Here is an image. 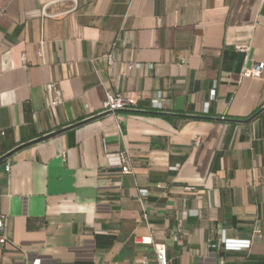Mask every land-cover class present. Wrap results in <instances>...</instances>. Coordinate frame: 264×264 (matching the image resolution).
I'll use <instances>...</instances> for the list:
<instances>
[{
  "label": "crops",
  "instance_id": "1",
  "mask_svg": "<svg viewBox=\"0 0 264 264\" xmlns=\"http://www.w3.org/2000/svg\"><path fill=\"white\" fill-rule=\"evenodd\" d=\"M49 1L0 0V264H264V0Z\"/></svg>",
  "mask_w": 264,
  "mask_h": 264
},
{
  "label": "built area",
  "instance_id": "2",
  "mask_svg": "<svg viewBox=\"0 0 264 264\" xmlns=\"http://www.w3.org/2000/svg\"><path fill=\"white\" fill-rule=\"evenodd\" d=\"M93 1V0H88ZM65 2H70L71 7L62 11L58 14H50L47 11L49 6H58L62 5ZM81 6V0H50L47 4H45L42 8V13L44 17H52L57 18L60 16H64L66 14H70L72 12L77 11ZM118 42H115V46H118ZM238 49L241 51L247 52L249 50L248 46H238ZM107 59L110 64L114 63L113 54H108ZM129 70L138 69L141 67V64L137 63H129L127 64ZM264 69V63H259L255 65L251 69H246L244 71V76L249 77H259ZM50 90L55 94V100L52 101V106H57L63 103V98L60 89L58 88V83L54 82L50 85ZM165 97L162 92H157L155 97L152 99V106L155 109H162L164 107ZM138 99L132 95H126L121 93L120 91L106 92V98L104 101V112L110 113L112 115H117L119 112L124 110H129L137 106ZM117 164L121 167L122 174H130L132 173V169L129 162V157L126 151L119 152L117 155ZM10 164L6 165V169L10 170ZM186 214V212H184ZM9 238L6 234V216H0V243L5 244L9 242ZM221 244L225 245L226 248H232L227 242L225 237L221 238ZM216 247V245H213ZM39 260L35 259L34 264H37ZM155 262L156 264H169L168 256H167V248L163 244H158L155 246ZM143 264H148L147 262H143Z\"/></svg>",
  "mask_w": 264,
  "mask_h": 264
},
{
  "label": "water",
  "instance_id": "3",
  "mask_svg": "<svg viewBox=\"0 0 264 264\" xmlns=\"http://www.w3.org/2000/svg\"><path fill=\"white\" fill-rule=\"evenodd\" d=\"M42 139H45V138H40V139H38L37 141H40V140H42ZM25 145H27V144H25Z\"/></svg>",
  "mask_w": 264,
  "mask_h": 264
}]
</instances>
